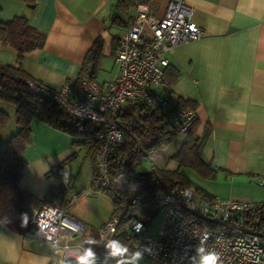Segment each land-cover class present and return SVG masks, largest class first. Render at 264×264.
<instances>
[{"label": "crops", "instance_id": "obj_1", "mask_svg": "<svg viewBox=\"0 0 264 264\" xmlns=\"http://www.w3.org/2000/svg\"><path fill=\"white\" fill-rule=\"evenodd\" d=\"M119 1L34 0L29 7L22 0H0V22L22 15L45 35L42 47L25 52L21 59L12 46L0 41V63L20 66L31 79L50 88L70 83L80 93L85 56L99 41L98 60L88 66L94 81L105 89L118 75L113 43L129 26L138 6L148 4L150 13L161 17L168 2L136 0L123 12ZM184 1L194 8L203 34L171 48L170 67L176 77L168 92L160 89L159 93L168 101L174 99V106L179 101L194 106L198 116L195 134L201 137L206 131L201 158L214 176L204 178L185 167L180 170L208 194L204 197L264 200V183L260 184L264 181V0ZM107 59L116 70L99 79ZM76 141V137L40 120L30 122L19 185L36 198L32 211L55 200L67 210L72 193L77 195L73 204L95 197L96 191L87 195L89 186L93 187L94 147ZM172 142L176 152L184 139L176 133L162 145ZM172 155L153 168L176 169ZM82 169L89 177L87 188L84 183L78 185ZM61 170L66 172L67 182L62 180ZM72 242L78 243L76 239ZM57 259L58 252L34 230L16 232L0 221V264H54ZM139 264L158 263L143 257Z\"/></svg>", "mask_w": 264, "mask_h": 264}, {"label": "built area", "instance_id": "obj_2", "mask_svg": "<svg viewBox=\"0 0 264 264\" xmlns=\"http://www.w3.org/2000/svg\"><path fill=\"white\" fill-rule=\"evenodd\" d=\"M202 34L194 8L184 0H168L161 17L152 15L148 4L143 3L115 41L113 57L118 75L105 89L90 78L80 81V93L68 83L53 89L42 82L27 81L30 90L58 104L71 118L104 124L102 130L84 138L85 143L94 147L93 180L97 186L110 187L109 156L114 146L123 143L117 122L123 105L140 102L158 109L167 125L183 139L187 138L198 118L197 112L171 105L159 92L168 88L165 68L170 64L171 48L197 40ZM60 174L67 182L66 172L61 170ZM76 199L77 195L72 193L70 203ZM154 202L160 215L156 232H150L149 226L137 219L126 223L127 229L137 235L133 253L140 251L158 264H192L191 258L198 259L196 249L207 233L205 250L216 252L219 264H264V224L258 229L247 225L264 217V200L217 195L209 198L188 186L166 190ZM115 222L109 220L100 227V236L113 232ZM138 223L142 225L140 231L135 229ZM30 224L58 252L54 264H60L61 260L76 264L77 258L86 253L82 244L71 242L83 233L84 224L68 214L58 200L33 210ZM90 259L92 264H117L120 257Z\"/></svg>", "mask_w": 264, "mask_h": 264}, {"label": "trees", "instance_id": "obj_3", "mask_svg": "<svg viewBox=\"0 0 264 264\" xmlns=\"http://www.w3.org/2000/svg\"><path fill=\"white\" fill-rule=\"evenodd\" d=\"M22 1L29 7L34 5V0ZM135 2L136 0H120L118 7L126 12L135 5ZM44 40V33L32 27L22 15L0 22V41L12 46L17 51L18 59H21L25 52L42 47ZM114 44L115 42L113 47ZM100 47V42L96 41L86 54L82 79L90 78L94 81L93 71L89 68L97 62ZM175 77L176 73L169 64L165 68L167 92ZM28 80L36 82L20 66L0 63V102L13 106L17 124V131L8 138L4 147L0 146V221L16 232L33 230L30 216L36 198L19 185L25 166L23 154L29 143L30 122L33 119L40 120L76 137L77 143H85L84 138L105 127L99 122L71 118L58 104L30 90ZM178 103L179 107L194 109V106L186 102ZM117 120L122 131L123 143L114 146L109 156L110 187L100 188L94 180L92 185L95 190L107 193L112 201L110 220H116L115 229L109 234L112 235V240L131 248L130 239L135 238L137 241V235L127 229L126 223L137 219L150 226L153 217L158 213L154 200L159 194L166 190L193 186L199 194L208 196L192 184L184 171L180 170L181 167L195 171L204 178H211L214 174L209 164L201 158L206 131L201 137L195 134L197 120L191 126L180 148L171 156V160L177 163L176 169L152 168L143 172L136 171L143 157L150 150L172 139L177 131L167 125L158 109L140 102L123 105L118 111ZM8 121L9 114L0 109V136ZM23 215L27 216L26 223ZM262 224L264 217L247 225L252 229H258ZM97 233L99 238H104L100 236L99 229Z\"/></svg>", "mask_w": 264, "mask_h": 264}, {"label": "rangeland", "instance_id": "obj_4", "mask_svg": "<svg viewBox=\"0 0 264 264\" xmlns=\"http://www.w3.org/2000/svg\"><path fill=\"white\" fill-rule=\"evenodd\" d=\"M107 63L105 64L104 71L99 75V79H103L105 75L108 73H113L116 70V65H113L112 61L110 59H107ZM169 103L172 105L174 103V99H169ZM0 109L6 111L9 114V121L7 123V126L2 131L0 136V146L4 147L6 144V141L8 138L14 134L16 130V122H15V113L14 108L12 105L2 102L0 103ZM175 147L176 144L174 142L170 143L169 145H161L157 148H154L148 152V154L143 157L141 162L137 165L136 171L143 172L148 171L152 169L154 166L162 165L166 161H169L170 155L175 153ZM80 152H83V148L80 147ZM85 150V149H84ZM78 157V156H77ZM75 157L73 160L76 162ZM80 155L78 157V161H80ZM86 182V184H85ZM77 183V182H76ZM85 185V188L89 186V177L87 176V172L84 171V169L81 170V172L78 175V185L81 187L82 185ZM89 193L87 195H93V191H96L95 197H91L92 199H89V202H76L66 205V211L72 215L76 216L79 219H81L82 223L84 224V231L83 233L76 238V242L82 244L85 251L91 249L93 252L92 258H100V259H106V258H114L110 255V249L106 247V245L112 241V235H106L104 238H99L98 236V229L102 227L107 221L111 218V213L113 210L112 207V201L110 197L101 190H94L89 186L88 189ZM160 222V215L159 213H156V215L153 217L150 226L149 231L154 233L159 227ZM89 240H94L95 243H88ZM131 247L129 248V253L132 254V250L134 248L135 244V238H131ZM72 242V241H71ZM144 258L148 259L146 256L143 255ZM151 262H154L150 260ZM156 263V262H155Z\"/></svg>", "mask_w": 264, "mask_h": 264}, {"label": "clouds", "instance_id": "obj_5", "mask_svg": "<svg viewBox=\"0 0 264 264\" xmlns=\"http://www.w3.org/2000/svg\"><path fill=\"white\" fill-rule=\"evenodd\" d=\"M23 219L26 223L27 216L23 215ZM141 228V224H136V231H140ZM207 238L208 234L204 233L203 239L200 242V246L196 249L198 259L196 257H192V264H219V255L214 251L205 250L204 242L207 240ZM88 243L92 244L95 243V241L89 240ZM106 247L111 250L110 255L112 257H120V259L117 261V264H139V261L143 258L142 252L136 251L135 253L130 254L129 248L116 240L110 241ZM93 255L94 254L91 249L87 250L84 255H81L77 258L76 264H92V260L90 258L93 257ZM60 264H65V261L61 260Z\"/></svg>", "mask_w": 264, "mask_h": 264}]
</instances>
